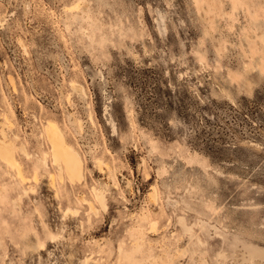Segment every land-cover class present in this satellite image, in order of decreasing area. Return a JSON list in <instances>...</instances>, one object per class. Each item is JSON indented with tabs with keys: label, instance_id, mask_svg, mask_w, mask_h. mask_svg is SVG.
<instances>
[{
	"label": "rangeland",
	"instance_id": "1",
	"mask_svg": "<svg viewBox=\"0 0 264 264\" xmlns=\"http://www.w3.org/2000/svg\"><path fill=\"white\" fill-rule=\"evenodd\" d=\"M0 140V264H264V0H0Z\"/></svg>",
	"mask_w": 264,
	"mask_h": 264
},
{
	"label": "bare ground",
	"instance_id": "2",
	"mask_svg": "<svg viewBox=\"0 0 264 264\" xmlns=\"http://www.w3.org/2000/svg\"><path fill=\"white\" fill-rule=\"evenodd\" d=\"M45 136L49 140V143H50L49 145L51 146L50 147V155H49L50 161L57 168L59 175H66L67 178L71 182H73L75 180L76 181L79 180L82 177V160H81V157H80L79 153L75 150V148H73L71 145H69L68 142H65V140L63 139V136L61 134V131L58 129V127L52 121L47 122L45 125ZM0 154L5 159H7L9 161L12 160V157L10 156L9 150L6 146H0ZM46 156H48L47 153L44 155L43 163L46 162ZM14 165H16V164H14ZM20 181H22V180H20ZM94 190H95V188H94ZM95 199L98 202L103 203V199H104L103 194L97 193Z\"/></svg>",
	"mask_w": 264,
	"mask_h": 264
}]
</instances>
